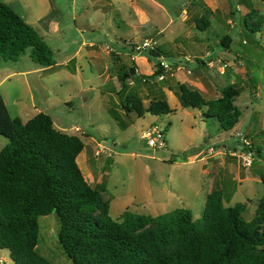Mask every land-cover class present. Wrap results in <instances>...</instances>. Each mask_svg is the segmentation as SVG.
<instances>
[{
  "label": "rangeland",
  "instance_id": "1",
  "mask_svg": "<svg viewBox=\"0 0 264 264\" xmlns=\"http://www.w3.org/2000/svg\"><path fill=\"white\" fill-rule=\"evenodd\" d=\"M3 1L37 29L55 60L48 69L9 75L0 83L10 115H16L11 103L14 95L19 93L22 101L30 102V91L20 85L22 79L18 81L26 76L41 111L58 128L66 126L65 132L83 140L76 161L91 185L105 180L102 193L113 218L126 208L155 215L178 206L189 207L194 217L200 216L199 193L212 185L205 160L212 161V173L222 176L225 196L235 184L231 176L236 160L243 175L256 177L244 180L230 202H245L242 216L246 220L254 216L257 200L264 193L252 171L264 162V141H260L264 139V0H136L144 9L137 15L129 0H112L109 8L99 5L104 0ZM250 10L255 11L251 17ZM144 16L146 21L138 22ZM225 33L232 37L230 48L220 42ZM145 36L155 38L161 51L136 50L135 45ZM90 42L95 44L94 60L86 57ZM107 45L117 48L122 65L116 62V50ZM199 58L205 62H198ZM161 60L171 69L165 68L164 78L156 79ZM33 62L28 54L2 60L0 76L7 69L32 67ZM177 62L183 66L177 68ZM127 66H135L137 71L129 78L126 92L135 91L144 105L164 96L169 112L138 115L124 110L113 83L120 86L118 72ZM180 82L200 90L206 98L220 95L222 86L234 83L239 88L233 97L241 110L238 122L222 129L216 116L205 114L206 106L182 105ZM151 124L164 131L163 147H152L141 138ZM236 131L251 139L250 166L228 151L215 153L233 146ZM1 138L6 137L0 134ZM209 146L215 151L209 153ZM219 157L227 162V169L222 168ZM258 170L264 171V166ZM58 223L54 212L38 216L36 249L53 264H71L57 240ZM0 257L6 264L14 263L7 248L0 249Z\"/></svg>",
  "mask_w": 264,
  "mask_h": 264
},
{
  "label": "trees",
  "instance_id": "2",
  "mask_svg": "<svg viewBox=\"0 0 264 264\" xmlns=\"http://www.w3.org/2000/svg\"><path fill=\"white\" fill-rule=\"evenodd\" d=\"M220 42L230 48L232 37L225 33ZM160 51L158 44L150 48L153 54ZM25 54L41 66L55 62L37 29L0 0V61ZM130 67L117 75L124 110L169 112L164 96L144 105L135 91L126 92L134 74L125 75ZM238 93L228 83L220 95L206 98L179 83L181 104L206 106L205 114L216 116L222 129L239 120L241 110L233 103ZM0 134L7 138L0 148V248H7L16 264H53L36 249L38 216L50 212L57 216V240L71 264H264V193L250 220L241 213L245 202L225 205L218 188L207 193L198 217L178 206L155 215L126 208L113 218L102 193L105 180L91 185L76 161L84 145L78 135L55 128L44 111L25 121L12 117L1 94ZM259 177L264 186V171Z\"/></svg>",
  "mask_w": 264,
  "mask_h": 264
},
{
  "label": "crops",
  "instance_id": "3",
  "mask_svg": "<svg viewBox=\"0 0 264 264\" xmlns=\"http://www.w3.org/2000/svg\"><path fill=\"white\" fill-rule=\"evenodd\" d=\"M99 1H103V0H99ZM111 1L112 0H104L103 1V3L102 4H99L100 6H106L107 8H109L110 7V5H112V3H111ZM130 2H131V11H134V13H135V15H137L136 13H142V10H144L142 7H141V5H139L138 3H137V1L136 0H129ZM105 7V8H106ZM106 8V9H107ZM104 9V8H103ZM147 16H144V17H141V18H139L138 19V22H141V21H146V19H144V18H146ZM52 23V22H51ZM53 25H54V23H53ZM52 26V25H51ZM53 27V26H52ZM51 27V28H52ZM136 27H137V29H138V33L139 32H141V26L140 25H136ZM89 47L90 48H88V50H87V54H88V56H86L87 58H92V60H94L95 58H96V54H95V50H94V47H95V44H93L92 42H90L89 43ZM114 49L116 50L114 53L116 54V62L118 63V64H121L122 65V61H121V57L119 56V52L117 51V48H115L114 47ZM118 55V56H117ZM74 58H71V59H68V60H66V62H67V64L69 63V62H71L72 60H73ZM65 62V63H66ZM50 66L51 65H48V66H41V65H38L36 62H33V65H32V67H22V68H19V69H7V70H5L4 72H2L3 74L0 76V83L4 80V79H6L9 75H15V74H21V75H26V74H28V73H30V72H33V71H41V70H45V69H48V68H50ZM79 66V65H78ZM77 66H75V68H76ZM135 67V66H134ZM72 70H74V67H73V69ZM22 79V82H20V80ZM116 79V78H115ZM18 81L20 82V85H25V87H26V90H29L30 91V95H29V97H30V102L29 103H27V102H24V101H22L21 100V98H22V96L18 93V94H16V95H14V97H12V100H11V103L13 104V106H14V110H15V112H16V115L15 116H17V117H19L21 120H23V121H25V120H27V119H29L30 117H32L34 114H36L37 112H39V111H41V109L37 106V104L35 103V101H34V96H33V94H32V92H31V84H30V81L28 80V78L26 77V76H23L22 78H19L18 79ZM42 84L43 85H45V83L44 82H42ZM169 86V85H168ZM113 87H114V90L115 91H117L118 90V86H117V81H116V83H113ZM0 94H1V96H2V98H3V100H4V102H5V104H6V107H7V109H8V112H9V107H8V105H7V102H6V99H5V97H4V95H3V92L0 90ZM47 95H49V94H47ZM10 114V113H9ZM52 121H53V125H54V127L55 128H57V129H60V128H58L56 125H55V122H54V120L52 119ZM75 128V130H79V128L77 127V126H75L74 127ZM62 129H63V131H65L67 128H65V126L64 127H62ZM61 130V129H60ZM70 133H73V132H70ZM75 134V133H74ZM254 134V133H253ZM76 135H78V134H76ZM79 136V135H78ZM249 136H250V134H249ZM80 137V136H79ZM81 138V137H80ZM237 139L238 138H236V140H235V142H237ZM7 141V139L6 138H1L0 139V148L5 144V142ZM260 141H264V139H261ZM235 142H234V144H235ZM84 143V142H83ZM234 144H233V146H234ZM84 146V145H83ZM232 146V147H233ZM229 148V147H228ZM228 148L227 149H225V150H218L217 152H215L216 154H221V153H225L226 151H228ZM229 152V151H228ZM214 153V154H215ZM214 154H212L213 156H214ZM219 160L218 161H220V165H222V168H226L227 169V162H224L222 159L223 158H218ZM264 161V160H263ZM204 163H206V166H204L205 168H206V176H208L209 174V176L211 177V179H212V185H211V188L209 187L208 189H205L203 192H200L199 194H200V196H201V198H202V202H201V204H202V207H204V203H205V199H206V195H207V193L208 192H210L211 190H213V189H220L221 191H222V196H223V203L225 204V205H232V204H230V202H232L233 200H234V196H235V193L237 192V190L238 189H240L241 188V186H242V183H243V181L244 180H247V179H252V180H255L256 179V177L255 176H250V175H246V174H244L243 175V173H244V170L243 171H241L240 169H238V161L236 160V170L233 172V175L231 176V179L233 180V181H235V184L232 186V188H231V190L228 192V195L227 196H225V192L223 191V188H222V185H223V183H222V176L220 175V174H218L217 172L214 174V173H212V170L210 171V168H211V163H212V161L210 160V162H208L207 163V161L205 160L204 161ZM203 163V164H204ZM210 163V164H209ZM260 165L261 166H264V162H260L259 163V167H260ZM259 167H255L252 171L257 175V180H260V177H259V173H260V171L258 170L259 169ZM243 175V176H242ZM261 181V180H260ZM224 197L226 198V199H228V197H229V200L227 201V200H224ZM202 210H203V208H202ZM0 249H3V248H0ZM9 251V250H8Z\"/></svg>",
  "mask_w": 264,
  "mask_h": 264
},
{
  "label": "built area",
  "instance_id": "4",
  "mask_svg": "<svg viewBox=\"0 0 264 264\" xmlns=\"http://www.w3.org/2000/svg\"><path fill=\"white\" fill-rule=\"evenodd\" d=\"M156 44L157 40L155 38L145 36L140 44L135 45V48L136 50L154 48ZM106 48H108L109 50H114V47L111 45H107ZM181 66L183 65L177 62V68H180ZM165 68L171 69V66L164 60H161L157 65V70H159V72L155 74L156 79L164 78L165 74L163 71ZM135 71H137L136 68ZM187 71L190 72V69H188ZM142 79L145 80L147 78L142 77ZM140 136L146 141L148 145L152 147H163L165 145L164 131L157 124H151L150 126L146 127ZM235 136L238 138L237 142L240 144V146L236 145L235 148L229 147L228 151L232 154L237 155L243 165L250 166L252 163V149H249L246 146L251 144V139L241 131H236ZM207 151L209 153H212L215 151V147L209 146L207 148ZM0 264H6L5 262H3L2 257H0ZM13 264L16 263L14 262Z\"/></svg>",
  "mask_w": 264,
  "mask_h": 264
},
{
  "label": "water",
  "instance_id": "5",
  "mask_svg": "<svg viewBox=\"0 0 264 264\" xmlns=\"http://www.w3.org/2000/svg\"><path fill=\"white\" fill-rule=\"evenodd\" d=\"M134 71H135V67H134V66H131V67L129 68V71H128L127 73H125V75L128 76V75H130V74H133ZM158 72H159V70L156 71V73H158ZM103 143L106 144V146L111 147V143H110V142H105V141H103ZM236 145L240 146V144H239L238 142H235L233 148H235ZM112 147H116V145H113Z\"/></svg>",
  "mask_w": 264,
  "mask_h": 264
}]
</instances>
